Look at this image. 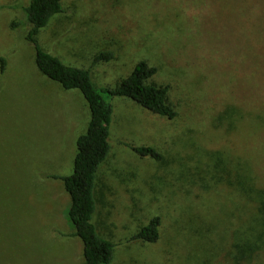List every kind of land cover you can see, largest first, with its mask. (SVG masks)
I'll return each instance as SVG.
<instances>
[{"label":"rangeland","instance_id":"1","mask_svg":"<svg viewBox=\"0 0 264 264\" xmlns=\"http://www.w3.org/2000/svg\"><path fill=\"white\" fill-rule=\"evenodd\" d=\"M29 2L0 0V264H85L60 177L74 170L91 112L80 90L39 70ZM38 39L84 68L113 50L92 67L100 87L141 60L157 69L149 83L169 87L174 118L111 99L95 223L117 243L112 264H264L239 253L258 215L239 174L264 186V0H64ZM156 215V242L130 240Z\"/></svg>","mask_w":264,"mask_h":264},{"label":"trees","instance_id":"2","mask_svg":"<svg viewBox=\"0 0 264 264\" xmlns=\"http://www.w3.org/2000/svg\"><path fill=\"white\" fill-rule=\"evenodd\" d=\"M64 0H30L23 9L30 28L26 35L36 50V64L48 78L58 82L65 89H78L88 102L91 118L86 131L76 141L77 153L74 170L61 176L64 187L70 196L69 218L75 227V235L83 242L85 264H112L116 244L102 236L95 223L97 211L96 181L98 171L107 160L111 144L110 126L113 119V97H128L155 114L174 118L176 111L168 103V86H158L148 82L157 71L146 60H141L131 74L119 81L113 88L100 87L92 76L93 65L111 61L115 52L111 49L97 53L88 68L64 63L58 56L42 47L38 34L50 20L63 11ZM1 69L4 71L7 60L0 56ZM142 157L150 156L156 160L162 158L159 150L153 146H135L128 144ZM240 183L250 200L257 206V217L251 222L250 234L240 243V259L250 261L258 254L264 256V186H259L248 173L239 174ZM58 177V176H56ZM160 216L156 215L134 233L130 240L156 242L160 236Z\"/></svg>","mask_w":264,"mask_h":264}]
</instances>
